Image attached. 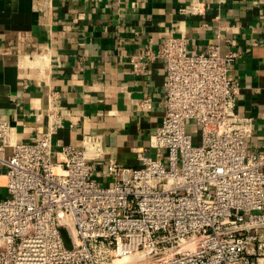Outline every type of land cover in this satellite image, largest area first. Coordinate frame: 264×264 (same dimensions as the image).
<instances>
[{"label":"built area","instance_id":"built-area-1","mask_svg":"<svg viewBox=\"0 0 264 264\" xmlns=\"http://www.w3.org/2000/svg\"><path fill=\"white\" fill-rule=\"evenodd\" d=\"M199 5L181 13L197 15ZM187 47L179 34L158 48L166 71L158 157H139L140 168L108 163L112 185L94 182L83 150H53L56 124L16 143L0 121V153L13 148L0 155V264H264V156L246 152L251 119L235 111L230 76L240 54Z\"/></svg>","mask_w":264,"mask_h":264},{"label":"crops","instance_id":"crops-1","mask_svg":"<svg viewBox=\"0 0 264 264\" xmlns=\"http://www.w3.org/2000/svg\"><path fill=\"white\" fill-rule=\"evenodd\" d=\"M191 1L0 0V121L16 143L56 124L53 150H83L94 182L112 185L108 163L140 168L139 157H158L166 78L158 48L182 34L189 55L211 46L240 54L230 71L235 111L251 119L246 152L264 156V0H197V15L181 13Z\"/></svg>","mask_w":264,"mask_h":264},{"label":"rangeland","instance_id":"rangeland-1","mask_svg":"<svg viewBox=\"0 0 264 264\" xmlns=\"http://www.w3.org/2000/svg\"><path fill=\"white\" fill-rule=\"evenodd\" d=\"M192 130L194 131V135H193V143L194 144H198L199 143V136H200V131H199V128L196 127V126H193ZM4 197H7L6 195ZM62 237H63V240H64V243L67 247H69V239H68V236L62 232Z\"/></svg>","mask_w":264,"mask_h":264},{"label":"bare ground","instance_id":"bare-ground-1","mask_svg":"<svg viewBox=\"0 0 264 264\" xmlns=\"http://www.w3.org/2000/svg\"><path fill=\"white\" fill-rule=\"evenodd\" d=\"M1 180H4L3 178Z\"/></svg>","mask_w":264,"mask_h":264}]
</instances>
